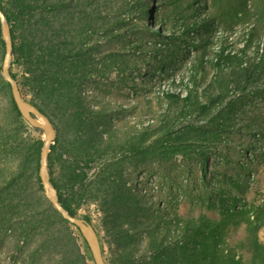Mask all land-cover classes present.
I'll return each mask as SVG.
<instances>
[{
  "label": "trees",
  "instance_id": "16d2710c",
  "mask_svg": "<svg viewBox=\"0 0 264 264\" xmlns=\"http://www.w3.org/2000/svg\"><path fill=\"white\" fill-rule=\"evenodd\" d=\"M151 1L0 0L14 47L10 73L23 98L57 131L49 168L59 202L76 217L85 205L100 207L103 226L119 249L118 264H137L140 248L135 243L145 228L149 235L143 249L149 256L141 264H264L259 235L264 203L245 204L217 219L176 214L171 228L163 214L157 223L147 221L153 212L126 177L130 168L177 156L198 157L205 167L210 150L230 130L241 100L264 97V0ZM148 17L157 29L146 26L143 18ZM135 20L146 33L162 38L150 61L160 74L183 52L178 42L190 43L193 53L187 52L184 72L166 89L156 88L151 77L141 84L153 95L138 101L137 123L119 128L109 103L92 106L86 91L113 74L125 78L142 69L147 52L137 50L143 43L130 51L110 49ZM4 57L0 24L1 73ZM0 79L18 125L13 129L0 121V152L19 159L10 174L0 165V231L19 241L37 238L28 250L32 264L42 258L43 264H94L79 229L46 198L39 176L44 141L19 137L28 125L10 85ZM260 137L264 140V132ZM230 226L245 228L235 243L224 235Z\"/></svg>",
  "mask_w": 264,
  "mask_h": 264
},
{
  "label": "rangeland",
  "instance_id": "374dc122",
  "mask_svg": "<svg viewBox=\"0 0 264 264\" xmlns=\"http://www.w3.org/2000/svg\"><path fill=\"white\" fill-rule=\"evenodd\" d=\"M145 1L151 5V0ZM143 20L148 28L157 29L149 17ZM138 22L136 20L131 22L132 28L126 30L124 38L110 49L130 51L138 43H143L141 50H137L141 52L143 49L147 52L141 58L142 69L133 71L125 78L113 74L111 79L98 80L86 91L92 106L99 107L105 102L109 103L110 106L107 103L106 105L114 116V124L119 128L123 124L137 123L140 119V110L136 108L138 101H142L144 96L153 95L149 90L142 89L141 84L148 82L151 77L156 88L166 89L170 85L169 81L178 79L184 72V64L189 60L187 52L193 53L190 43L178 42V46L184 49L183 52L178 53L166 66L165 69L168 70L166 74H160L156 62L150 61L153 57L152 49L160 47L162 38L146 33L139 27ZM146 63H150V66ZM0 75L2 76L1 72ZM241 103L240 108L233 112L231 128L226 131L222 143L210 150L205 167L198 157L177 156L127 170V185L143 198L153 212L147 221L157 223V215L163 214L166 218L164 220L171 228H175L176 214L182 218H198L204 215L217 219L224 216L227 211L240 210L245 204L264 203V140L260 137L264 132V97L247 98L241 100ZM0 121H4L6 125L10 124L13 129L18 127L10 97L2 90ZM26 124L27 131L19 134V137L32 141L44 140L43 132H35L33 127L27 122ZM18 164V157L0 152V165L5 168L6 174L16 171ZM95 169L96 167L92 169L91 175ZM86 216L92 220L91 224L97 228L99 238L103 241L106 263L118 264L119 249L103 226L104 214L100 207L96 203L83 206L77 217ZM159 225L163 226L160 222ZM244 230L243 226L228 227L224 233L226 241L231 243L239 241L244 235ZM148 235V229L145 228L137 236L135 244L140 248L135 254L137 264H141L145 257L149 256L143 249L147 245ZM259 235L264 243V229ZM36 241L37 238L30 242L28 239L19 241L13 233L4 234L0 231V264H32L28 250ZM84 248L87 250L85 246ZM88 256L91 260L89 254ZM45 260L46 258H42L33 264H43Z\"/></svg>",
  "mask_w": 264,
  "mask_h": 264
},
{
  "label": "water",
  "instance_id": "95a60500",
  "mask_svg": "<svg viewBox=\"0 0 264 264\" xmlns=\"http://www.w3.org/2000/svg\"><path fill=\"white\" fill-rule=\"evenodd\" d=\"M0 24L2 38L5 42V57L2 65V76L11 87L13 100L23 119L34 129L40 130L44 133L45 138L43 140L44 144L41 152L39 176L45 196L66 221L79 229L82 237L87 243L94 264H107L104 259L101 241L95 227L84 218L72 216L59 202L58 192L51 182L49 168V156L51 153V147L55 144L57 139V131L52 122L37 107L23 98L17 81L10 73L14 47L11 28L1 8Z\"/></svg>",
  "mask_w": 264,
  "mask_h": 264
}]
</instances>
